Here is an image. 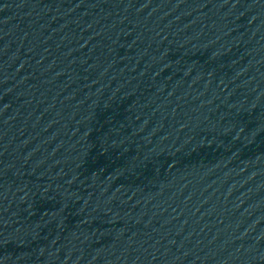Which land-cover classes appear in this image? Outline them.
I'll return each mask as SVG.
<instances>
[{
	"label": "water",
	"instance_id": "obj_1",
	"mask_svg": "<svg viewBox=\"0 0 264 264\" xmlns=\"http://www.w3.org/2000/svg\"><path fill=\"white\" fill-rule=\"evenodd\" d=\"M0 264H264V0H0Z\"/></svg>",
	"mask_w": 264,
	"mask_h": 264
}]
</instances>
